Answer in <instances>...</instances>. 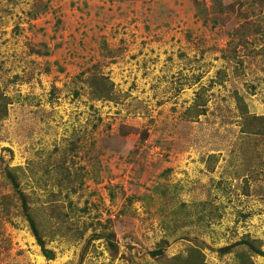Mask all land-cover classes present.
Returning <instances> with one entry per match:
<instances>
[{"label":"rangeland","instance_id":"374dc122","mask_svg":"<svg viewBox=\"0 0 264 264\" xmlns=\"http://www.w3.org/2000/svg\"><path fill=\"white\" fill-rule=\"evenodd\" d=\"M0 264H264V0H0Z\"/></svg>","mask_w":264,"mask_h":264},{"label":"trees","instance_id":"16d2710c","mask_svg":"<svg viewBox=\"0 0 264 264\" xmlns=\"http://www.w3.org/2000/svg\"><path fill=\"white\" fill-rule=\"evenodd\" d=\"M258 119H263V118H258ZM30 226L32 228L33 233L36 234L35 233L36 229H35V227H34V225H33V223L31 221H30ZM246 244L249 246V249L254 251V253H257L258 255L263 256V254L259 250H256L255 247L252 244H250L249 242H247Z\"/></svg>","mask_w":264,"mask_h":264}]
</instances>
